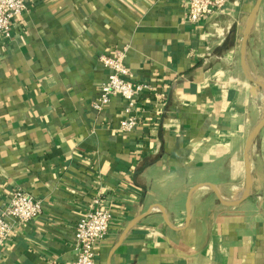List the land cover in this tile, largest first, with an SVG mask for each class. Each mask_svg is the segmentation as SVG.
Wrapping results in <instances>:
<instances>
[{"label":"crops","instance_id":"1","mask_svg":"<svg viewBox=\"0 0 264 264\" xmlns=\"http://www.w3.org/2000/svg\"><path fill=\"white\" fill-rule=\"evenodd\" d=\"M24 2L0 36V213L21 189L41 214L14 226L0 264H74L75 224L96 197L110 222L95 264H264V126L248 152L251 196L226 208L207 187L224 202L245 190L246 141L264 116L239 59L256 0L193 24L185 0ZM124 46L131 82L150 87L130 134L121 99L93 108L108 75L99 58ZM246 65L264 83V0Z\"/></svg>","mask_w":264,"mask_h":264},{"label":"built area","instance_id":"2","mask_svg":"<svg viewBox=\"0 0 264 264\" xmlns=\"http://www.w3.org/2000/svg\"><path fill=\"white\" fill-rule=\"evenodd\" d=\"M186 18L197 23L213 13H223L229 0H185ZM24 0H0V36L9 39L12 22L25 12ZM129 48H115L110 55L99 58V62L108 71L106 81L99 88L97 101L93 108L106 107L112 98L125 103L124 117L119 122L123 134L133 132L138 121L134 115L138 97L150 87L147 84L133 83L129 70L124 64ZM41 214V204L30 195L17 189L10 194L6 208L0 213V245L11 237L15 225L21 226ZM110 215L103 209L102 201L96 197L88 205L85 214L74 228L76 260L74 264H95L97 249L104 240L109 227Z\"/></svg>","mask_w":264,"mask_h":264},{"label":"water","instance_id":"3","mask_svg":"<svg viewBox=\"0 0 264 264\" xmlns=\"http://www.w3.org/2000/svg\"><path fill=\"white\" fill-rule=\"evenodd\" d=\"M262 0H256L254 7L252 8L251 13L249 14L247 20L245 21L244 27L242 29L241 33V42H240V49H239V59H240V68L242 71V74L247 82H249L251 85H253L255 88L260 90L262 94L264 95V83L261 81L256 80L253 78L247 69L246 65V45H247V39L250 33V30L254 24V20L256 17V14L258 12V9L260 7ZM264 126V116L262 120L259 122V124L254 128V130L251 132L249 135L247 141H246V146H245V151H244V168H245V190L243 193L242 198H240L237 202H224L223 200L220 199L216 191L211 185H207L217 196L218 202L223 206V207H235L241 202H243L245 199H247L249 196H251L252 192V180L249 172V167H248V152L250 145L252 141L258 136L259 132ZM190 195V194H189ZM187 212H188V202L186 204ZM188 220V214L186 217V221Z\"/></svg>","mask_w":264,"mask_h":264},{"label":"bare ground","instance_id":"4","mask_svg":"<svg viewBox=\"0 0 264 264\" xmlns=\"http://www.w3.org/2000/svg\"><path fill=\"white\" fill-rule=\"evenodd\" d=\"M263 97H264V96H263ZM233 190H234V189H233ZM240 191H241V190H240ZM240 191H239V192H240ZM242 191H243V190H242Z\"/></svg>","mask_w":264,"mask_h":264}]
</instances>
